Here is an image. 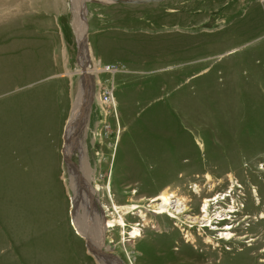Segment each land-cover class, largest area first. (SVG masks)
<instances>
[{"label":"rangeland","instance_id":"rangeland-1","mask_svg":"<svg viewBox=\"0 0 264 264\" xmlns=\"http://www.w3.org/2000/svg\"><path fill=\"white\" fill-rule=\"evenodd\" d=\"M76 1L0 0V264H264V0Z\"/></svg>","mask_w":264,"mask_h":264},{"label":"bare ground","instance_id":"bare-ground-1","mask_svg":"<svg viewBox=\"0 0 264 264\" xmlns=\"http://www.w3.org/2000/svg\"><path fill=\"white\" fill-rule=\"evenodd\" d=\"M86 0H78V1H76V2H80V6L82 7L83 6V3L85 2ZM106 1H110V0H106ZM82 9V8H81ZM84 20V19H83ZM85 23V22H84ZM73 26H74V29H75V31H77V37H78V39L80 40V43H83L84 41H83V38H84V29L80 26V21H76V20H74L73 21ZM82 48V47H81ZM89 54V56H91V54H90V52L88 53ZM83 55H84V57H83ZM83 55H81L80 57H79V59H80V61H79V64H81L82 65V67L84 66V64L82 63V57H83V59L84 58H86L84 61H87L88 60V58H87V54H86V52L84 51L83 52ZM86 56V57H85ZM95 66H97L98 64L97 63H95L94 64ZM94 70H98L97 69V67H94L93 68ZM84 71H82L81 72V70H77L78 71V73H82V75L85 77V76H89V74L88 73H90L91 71H89L88 69H83ZM77 73V72H76ZM88 83H89V79H88ZM91 84V83H90ZM90 84H88V87L90 88L91 86H90ZM81 88H82V86H81ZM84 88V87H83ZM89 88H87V86L84 88V90L83 91H85L84 93H86V91H87V89L89 90ZM109 93V92H108ZM110 94V93H109ZM111 95V94H110ZM79 95L77 94L75 97L76 98H74L73 99V109L75 108V106H76V103H77V101H78V99H79V97H78ZM76 102V103H75ZM106 103L108 104V105H112L113 106V96H111V100L109 101V102H107L106 101ZM75 104V105H74ZM89 106V105H88ZM73 109H72V111H73ZM69 133V132H68ZM68 133H67V135H68ZM66 135V139H65V144H64V146H65V149H66V144H67V140H68V136ZM73 143V142H72ZM73 146H74V144H73ZM71 146L69 145V147L67 148V154H70L71 152ZM83 165H84V163H83ZM77 168V167H76ZM71 169V168H70ZM73 169H74V167H73ZM88 169H86L85 168V170H83V173H85V171L86 172H89V170L87 171ZM78 171H80L79 170V168H78ZM71 173V172H70ZM77 174H78V176H77ZM77 174L74 176V177H76V178H78V179H81V178H83V179H86V176L87 175H85V176H83V174L82 173H78L77 172ZM73 175V174H72ZM73 177V176H72ZM71 180H72V178H71ZM90 180V177H89V179H88V181ZM72 183L70 184V186L72 185V189H74V190H76L75 188H76V184L73 182V181H71ZM84 182H85V185L87 186V187H89V185L86 183V181L84 180ZM88 189V188H87ZM92 190H94L95 191V189H92ZM75 195H76V192H75ZM214 197L213 198H207V199H205L204 200V203H206V205H208L209 203L211 204V202H217L218 201V198H219V196L217 195V196H215V195H213ZM155 200H162L161 202V204H160V209H161V211L163 212V211H165L169 206H171V196L169 195V194H165V193H161L160 195H158L157 197H154L153 198V201H155ZM75 196L74 197H72V200H71V202H72V204H73V211H72V213L70 212V216L72 217V219H73V222L74 223H72L73 224V227L75 228V230H78V234L80 235V234H82L83 236H84V239L86 240V242H87V244H88V246L90 247V248H88V249H90V251H91V249H92V251L94 252V253H97V255L99 256L100 254H105V252H103L100 248H101V246H103L104 245V243H103V238H104V235L101 237V235H100V238H98V237H94L93 239L92 238H90L89 237V235L88 234H86L85 233V229L82 227V225H80L77 221H75L76 219H75V211H74V208H75V206H76V203H75ZM112 207H113V209H114V211L115 212H118L119 211V209H121L122 207L121 206H119V205H116L114 202H112ZM208 207V206H207ZM203 209V208H202ZM232 212H233V210H232ZM160 213V212H159ZM106 223H104V226H105V228H110V227H114V226H116V225H120L122 228H124V226H125V221L122 219V217L121 216H118V218H116V219H114V220H108V221H105ZM211 222V221H210ZM99 226H103V224L102 225H99ZM210 227V226H209ZM229 227V226H228ZM80 228H83V230H84V232H83V230H81ZM102 230V229H101ZM132 235L133 236H135V235H138V231H137V229L135 228L134 229V231H132ZM81 236V235H80ZM82 236V237H83ZM224 238H229V235L228 234H224V236H223ZM100 244V245H99ZM102 259V258H101Z\"/></svg>","mask_w":264,"mask_h":264},{"label":"water","instance_id":"water-1","mask_svg":"<svg viewBox=\"0 0 264 264\" xmlns=\"http://www.w3.org/2000/svg\"><path fill=\"white\" fill-rule=\"evenodd\" d=\"M111 2H116V3H130V4H142V3H148V2H154V1H162V0H110ZM83 11H84V3H83ZM87 36L85 34V37L83 38V43L80 44V46L84 49L86 48L87 46ZM82 75V74H81ZM88 78L89 76H80V85L83 87V83H84V80L85 78ZM87 82V81H86ZM90 84V83H89ZM89 92H87V95L86 94H80L78 97V101L76 103V107L74 108V110L72 111V114L70 116V118L68 119V122L67 124L65 125V131H64V142H65V139H66V135L68 133V131L70 130V128L72 127L73 123L81 116H79V113H81L80 109L82 105H85V107L87 108L88 105H90L89 103L91 102V99H92V86L89 88ZM78 105H80V107L78 108ZM80 111V112H79ZM79 116V117H78ZM65 144V143H64ZM62 153H63V157H64V161L68 164H72L70 158H69V154H67L66 152V149H65V146L62 148ZM73 204L71 202V213L73 211ZM71 222H73V219L71 217ZM78 232V230H76ZM79 233V232H78ZM81 236H83L82 234H80ZM87 247L88 244H87ZM90 248V247H89ZM92 251V249H91ZM93 252V251H92Z\"/></svg>","mask_w":264,"mask_h":264},{"label":"built area","instance_id":"built-area-1","mask_svg":"<svg viewBox=\"0 0 264 264\" xmlns=\"http://www.w3.org/2000/svg\"><path fill=\"white\" fill-rule=\"evenodd\" d=\"M111 100V95L108 93V91H106L104 93V101L109 102Z\"/></svg>","mask_w":264,"mask_h":264}]
</instances>
